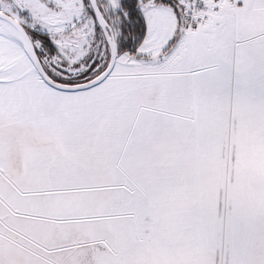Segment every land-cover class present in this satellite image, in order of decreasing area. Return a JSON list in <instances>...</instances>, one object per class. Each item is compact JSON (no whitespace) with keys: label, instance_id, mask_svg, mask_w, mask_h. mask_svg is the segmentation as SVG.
Instances as JSON below:
<instances>
[{"label":"snow or ice","instance_id":"obj_1","mask_svg":"<svg viewBox=\"0 0 264 264\" xmlns=\"http://www.w3.org/2000/svg\"><path fill=\"white\" fill-rule=\"evenodd\" d=\"M0 264H264V0H0Z\"/></svg>","mask_w":264,"mask_h":264}]
</instances>
